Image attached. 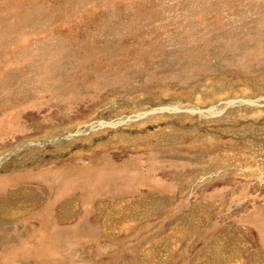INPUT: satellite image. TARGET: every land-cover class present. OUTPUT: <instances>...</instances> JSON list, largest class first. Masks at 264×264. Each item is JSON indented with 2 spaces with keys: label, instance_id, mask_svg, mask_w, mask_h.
Segmentation results:
<instances>
[{
  "label": "rangeland",
  "instance_id": "374dc122",
  "mask_svg": "<svg viewBox=\"0 0 264 264\" xmlns=\"http://www.w3.org/2000/svg\"><path fill=\"white\" fill-rule=\"evenodd\" d=\"M0 264H264V0H0Z\"/></svg>",
  "mask_w": 264,
  "mask_h": 264
}]
</instances>
